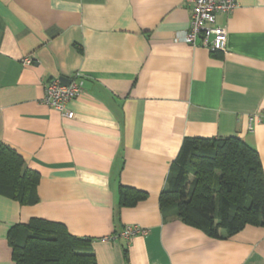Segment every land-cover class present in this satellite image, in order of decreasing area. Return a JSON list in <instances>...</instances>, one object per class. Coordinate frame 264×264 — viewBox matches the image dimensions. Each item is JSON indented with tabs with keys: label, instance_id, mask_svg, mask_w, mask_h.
Returning <instances> with one entry per match:
<instances>
[{
	"label": "crops",
	"instance_id": "obj_1",
	"mask_svg": "<svg viewBox=\"0 0 264 264\" xmlns=\"http://www.w3.org/2000/svg\"><path fill=\"white\" fill-rule=\"evenodd\" d=\"M189 21L184 0H0V142L40 175L37 204L0 196V264L31 218L91 238L97 264H264V228L212 238L160 212L187 137L239 138L264 174V123L249 124L264 112V0L217 16L224 52L185 43ZM77 73L68 119L41 100ZM119 186L147 198L115 217ZM133 225L147 233L115 237Z\"/></svg>",
	"mask_w": 264,
	"mask_h": 264
},
{
	"label": "trees",
	"instance_id": "obj_2",
	"mask_svg": "<svg viewBox=\"0 0 264 264\" xmlns=\"http://www.w3.org/2000/svg\"><path fill=\"white\" fill-rule=\"evenodd\" d=\"M40 175L0 142V196L21 206L39 202ZM147 198L119 186L117 211ZM164 219L175 217L212 238H228L246 226L264 228V174L258 153L236 137L183 139L159 196ZM119 238L120 234L115 233ZM14 264H97L92 239L71 235L62 224L40 218L7 232ZM126 258V251L123 250Z\"/></svg>",
	"mask_w": 264,
	"mask_h": 264
},
{
	"label": "built area",
	"instance_id": "obj_3",
	"mask_svg": "<svg viewBox=\"0 0 264 264\" xmlns=\"http://www.w3.org/2000/svg\"><path fill=\"white\" fill-rule=\"evenodd\" d=\"M190 8L188 30L183 41L189 45L201 46L210 52H224L227 43V31L217 24L218 15L229 14L237 7V0H184ZM29 63V60H24ZM81 74L77 73L68 85L59 80L48 81L44 85L42 103L59 111L64 117L71 119L73 113L66 109V104L77 98L82 91ZM253 121L264 123V112L249 116V124ZM147 231L137 225L127 226L120 237L129 239L136 235H145Z\"/></svg>",
	"mask_w": 264,
	"mask_h": 264
},
{
	"label": "water",
	"instance_id": "obj_4",
	"mask_svg": "<svg viewBox=\"0 0 264 264\" xmlns=\"http://www.w3.org/2000/svg\"><path fill=\"white\" fill-rule=\"evenodd\" d=\"M59 81H60L62 84H64V85H68V84L70 83L71 79H69V78H65V77L61 76V77H59Z\"/></svg>",
	"mask_w": 264,
	"mask_h": 264
}]
</instances>
